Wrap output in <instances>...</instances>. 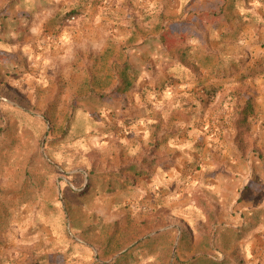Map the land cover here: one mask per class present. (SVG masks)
<instances>
[{
    "label": "rangeland",
    "instance_id": "obj_1",
    "mask_svg": "<svg viewBox=\"0 0 264 264\" xmlns=\"http://www.w3.org/2000/svg\"><path fill=\"white\" fill-rule=\"evenodd\" d=\"M196 1L183 0L181 14L187 13V24ZM101 10L104 13L106 7L102 5ZM71 16L65 21L73 24L77 16ZM178 16L170 11L167 18ZM171 21L167 26L180 31L181 23L173 22L177 28ZM222 27L220 39L211 37ZM171 32L167 43L180 42L181 37ZM180 49L167 50V60L184 59ZM198 61L209 63V87L221 89L209 103L207 90L200 89L203 99L187 102L177 114L170 108L163 110L172 105L171 100H165L169 86L163 83L148 87L153 94L150 98H141L142 93L139 98H128L117 96V87L101 80L87 83L85 96L79 97L67 92L60 76L47 77L43 67L38 74L35 69L32 74L22 72L19 77L26 78L20 87V82H14L0 89V232L6 229L8 233L12 224H20L23 230L30 225L22 235L35 234L36 228L40 236L47 235L46 240L50 234L45 228L54 222L62 224L70 237L69 250L83 252L87 264H161L155 257L157 250L137 244L149 229V225L140 224L142 218L154 214L153 205L145 199L147 189L162 190L159 202L164 206L186 201L203 206L209 200V166L213 164L211 170L220 172L228 163L223 156L230 141L247 158V166L264 173V0H209V52ZM110 63L117 66L115 60ZM4 71L12 74L13 68L0 69V81L7 79ZM123 85L118 88L129 86ZM17 87L20 92L14 89ZM248 100L254 101V113L245 150L235 140L233 119L235 109ZM253 127L257 129L253 131ZM253 154L262 162L249 156ZM154 156L157 160L150 163ZM133 162L151 171L138 176L124 167ZM159 167L165 178L157 177ZM247 186H252L251 181ZM261 186L264 189V184ZM241 213H229L225 221H243ZM124 215L136 225L131 228L133 242L126 245L124 260L115 263L109 249L102 246L109 228L99 226V221L110 222ZM160 216L158 225H165L160 231L167 230V237L175 239L168 264H224L220 254L227 240L239 239L242 234L238 228L229 232L218 224V237L211 246L195 242L193 235L210 230L205 221L196 217L197 223L193 218L191 224V215L174 214L173 209ZM262 216L264 219V212ZM212 219L218 223L217 216ZM130 221L126 222L132 226ZM21 246H17L19 251H23ZM110 246L116 247L115 242Z\"/></svg>",
    "mask_w": 264,
    "mask_h": 264
},
{
    "label": "crops",
    "instance_id": "obj_2",
    "mask_svg": "<svg viewBox=\"0 0 264 264\" xmlns=\"http://www.w3.org/2000/svg\"><path fill=\"white\" fill-rule=\"evenodd\" d=\"M102 5L106 7L104 13ZM102 5L99 0H0V69L13 68L12 74L4 71L7 79H1L0 89L14 82H20V87L26 78L19 77L22 72L32 74L35 69L38 74L44 67L47 77L60 76V82L67 85V92L76 93L79 97L85 96L87 83L103 80L117 87L114 90L117 96L128 98H139L140 93L141 98H150L153 94L148 87L163 83L169 86L165 100L172 101V105L163 110L170 108L172 114L184 109L187 102L192 104L199 98L203 99L200 89L207 90L212 80L209 79V63L198 61L200 56L209 52V0H197L191 6L194 12L190 24L184 22L187 13L181 14L183 0H109ZM71 9L78 12L77 21L73 24L65 21ZM167 9L178 12L180 17L167 18ZM5 20L9 22L6 24ZM170 20L171 25L177 26L178 21L181 23L180 31L167 26ZM171 31L181 37L180 42L167 43V35ZM222 31L223 27L216 29L211 37L220 39ZM179 47L184 59L167 60V50ZM113 60L116 67L110 63ZM169 75L175 77L170 78ZM45 82H50V79ZM122 83L129 86L118 88ZM139 85L141 90L137 89ZM14 89L20 92L18 87ZM206 101L209 103L207 98ZM198 106L194 107L195 111ZM205 109L209 112V107ZM225 149L227 153L223 157L228 163L222 170H211L213 164L209 166V200L205 205L186 201L179 206H164L159 202L162 190L156 188L151 192L147 189L145 199L153 205V212L173 209L174 214L191 215V224L196 217L197 221H205L210 230L193 234L197 238L200 235L195 242L213 246L218 237V224L229 232L231 228H238L242 231L241 237L227 240L221 258L226 257L227 264H264V189L261 186L264 173L247 166V158L242 157L232 141ZM249 156L258 162L264 159V156L263 159L254 154ZM153 158L157 160L158 156ZM209 161L210 165L212 160ZM155 172L158 178H165L160 167ZM248 181L252 186H247ZM234 212H242L243 221L226 222V216ZM212 214L217 216L218 223L212 222ZM153 217L147 215L142 219ZM160 217L155 218L157 224ZM117 219L110 222L100 220L99 226L107 227ZM28 227L24 229L29 230L30 225ZM5 230L0 232V264H87L83 252L69 250L70 237L62 224L53 222L46 226L45 230L50 234L46 240L47 235L40 236L36 228L35 234L22 235L25 230L20 224L9 226L8 233ZM179 233L182 237V231ZM77 240L88 244L79 237ZM20 243L23 251L17 249ZM125 249L110 258L115 260ZM146 252L149 256L150 252Z\"/></svg>",
    "mask_w": 264,
    "mask_h": 264
},
{
    "label": "trees",
    "instance_id": "obj_3",
    "mask_svg": "<svg viewBox=\"0 0 264 264\" xmlns=\"http://www.w3.org/2000/svg\"><path fill=\"white\" fill-rule=\"evenodd\" d=\"M76 13H78V12H69L66 14L65 17L69 18L71 15L77 16ZM213 15L218 16V13L214 12ZM183 58H184V56H183ZM220 89L221 88L219 86L209 87L207 89V92L209 94L208 101H209V99L210 100L213 99L215 97L216 93ZM253 113H254V108H253V104L250 100H248L243 106L239 107L238 109H235V111H234L235 117L233 119V124L235 125V128H236L235 140L239 144V146H241L245 150H246L247 145H248L247 142H245V141L247 139L248 132L250 131V128H251L250 117ZM153 159L154 158H150V160H149L150 163L153 161ZM124 167L127 170H131L132 172L136 173V175L139 174L138 176H140V175L142 176V175L149 173L151 171L150 169H148L146 171L142 170L134 162L130 163ZM137 168L140 170H138ZM135 170H137V171H135ZM161 213H163V211H161V212L156 211V212H154L153 216L156 218V216L161 215ZM126 221H130V220H129L127 215H124L123 218L117 219L114 222H112L111 224L107 225V228H109V231H107V238H106V240L102 246L105 247V250H107V248L109 249V255L110 256H113L115 253L120 252L121 250H123L126 247V245L133 242L131 230L136 225L133 224L134 225L133 226L132 225L133 222L130 221L132 226H129V224ZM157 223L158 222L157 221L155 222V219H152V218L149 220H147V219L142 220V222L140 224H142V226L149 225V229L146 230L144 233H142L143 237L140 239L139 242H137V244H141V245L144 244L145 249L148 248L149 250H152V251L157 250V252L159 254H158V257L156 259L161 264H168L169 260L172 257L173 249L175 247V239H172L171 237L170 238L167 237V232H168L167 230L160 231L159 229L161 227H164L165 225L159 226ZM126 236H130L129 241L126 240ZM114 242H115L116 247L115 246L109 247V245L114 243ZM119 244H121V245L124 244V245L119 246ZM117 245H118V248H117ZM127 252H128V250L124 251L120 256H118L115 259V263L121 261L122 259L124 260V256L127 254ZM221 260H222V262H224V264H227V258L226 257H223ZM209 264H215V263L209 262Z\"/></svg>",
    "mask_w": 264,
    "mask_h": 264
},
{
    "label": "built area",
    "instance_id": "obj_4",
    "mask_svg": "<svg viewBox=\"0 0 264 264\" xmlns=\"http://www.w3.org/2000/svg\"><path fill=\"white\" fill-rule=\"evenodd\" d=\"M75 16H71V18H74Z\"/></svg>",
    "mask_w": 264,
    "mask_h": 264
}]
</instances>
